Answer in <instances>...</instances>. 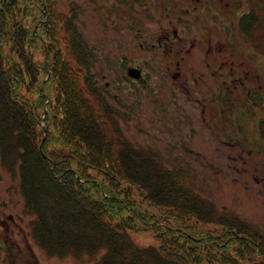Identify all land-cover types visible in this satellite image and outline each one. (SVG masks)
Returning <instances> with one entry per match:
<instances>
[{
  "label": "trees",
  "instance_id": "obj_1",
  "mask_svg": "<svg viewBox=\"0 0 264 264\" xmlns=\"http://www.w3.org/2000/svg\"><path fill=\"white\" fill-rule=\"evenodd\" d=\"M55 1L0 0V161L18 176L12 188L32 217L33 241L50 257L80 263L264 264L261 228L205 193L176 146L142 137L126 105L99 84L97 53L78 28L81 12L76 22L65 18ZM148 1L182 17L204 0H132ZM221 1L220 10L213 0L208 8L230 27L235 22L239 39L232 44L241 53L233 57L229 47L208 63L227 57L222 64H229L230 56L244 70L247 60L262 83L247 81L264 85V68L256 66L264 52V0ZM251 90L245 85L220 113L232 107L238 118L260 119L253 107L261 99L250 102ZM259 140L263 150L249 155L264 162L262 125ZM145 232L153 242L142 245L135 234Z\"/></svg>",
  "mask_w": 264,
  "mask_h": 264
},
{
  "label": "rangeland",
  "instance_id": "obj_2",
  "mask_svg": "<svg viewBox=\"0 0 264 264\" xmlns=\"http://www.w3.org/2000/svg\"><path fill=\"white\" fill-rule=\"evenodd\" d=\"M55 4L65 18L75 22L81 12L78 28L97 53L94 71L99 84L126 105L131 122L143 131L142 137L156 139L161 148L176 146L197 170L205 193L235 208L264 232V162L249 155L256 147L263 150L259 134L261 125L264 128V85L247 81L259 79L250 75L256 68L247 60L244 70L230 56L229 64H222L228 59L225 56L218 63H208L216 62L220 51L229 47L233 57L241 53L232 44L239 39L235 22L230 27L229 18L227 22L216 19L218 14L208 8V0L198 4L196 11L188 9L183 19L177 11L164 12L162 3L153 6L151 1L56 0ZM223 6L221 0H213L215 9ZM261 36L264 50V34ZM170 56L181 59L180 64ZM263 65L261 51L256 54V66ZM227 66L229 75L225 77ZM131 68L140 71V78L129 75ZM245 85L252 88L250 102L258 96L261 99L260 108L253 107L261 118L247 113L238 118L232 107L220 113V104L228 107L229 97L237 101ZM13 186L18 187V176L13 177L0 161V264H92L47 256L29 234L32 217L24 213L23 198ZM135 239L142 245L153 242L151 232L135 234Z\"/></svg>",
  "mask_w": 264,
  "mask_h": 264
},
{
  "label": "water",
  "instance_id": "obj_3",
  "mask_svg": "<svg viewBox=\"0 0 264 264\" xmlns=\"http://www.w3.org/2000/svg\"><path fill=\"white\" fill-rule=\"evenodd\" d=\"M129 74L133 77L138 78L140 76V72L136 69H131V71H129Z\"/></svg>",
  "mask_w": 264,
  "mask_h": 264
}]
</instances>
